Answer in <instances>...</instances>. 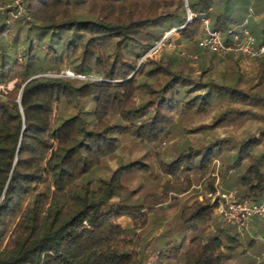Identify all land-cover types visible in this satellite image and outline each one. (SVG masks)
<instances>
[{"label":"trees","instance_id":"obj_1","mask_svg":"<svg viewBox=\"0 0 264 264\" xmlns=\"http://www.w3.org/2000/svg\"><path fill=\"white\" fill-rule=\"evenodd\" d=\"M236 1L0 11V264H264L255 238L212 221L208 200L164 209L214 175L264 200V59L243 69L239 54H149L170 30L191 41L206 19L233 28ZM248 28L264 41V16Z\"/></svg>","mask_w":264,"mask_h":264},{"label":"built area","instance_id":"obj_2","mask_svg":"<svg viewBox=\"0 0 264 264\" xmlns=\"http://www.w3.org/2000/svg\"><path fill=\"white\" fill-rule=\"evenodd\" d=\"M9 7L13 9L14 17L25 16L22 0H15L11 5L5 7L0 6V11ZM192 16L194 15L188 12V20ZM252 17L253 11L249 8L246 19L226 31L211 30L209 20H204V34L197 41L198 48L202 52L213 53L218 58L239 54L248 60L264 59V41L259 42L248 28ZM157 45L151 52H155ZM219 189L215 192L212 209L222 223L234 228L237 232L254 223L264 228V200L252 202L247 199H240L236 190L221 193Z\"/></svg>","mask_w":264,"mask_h":264},{"label":"rangeland","instance_id":"obj_3","mask_svg":"<svg viewBox=\"0 0 264 264\" xmlns=\"http://www.w3.org/2000/svg\"><path fill=\"white\" fill-rule=\"evenodd\" d=\"M13 1L15 0H0V6H8L11 5L13 3ZM185 3L187 0H184ZM255 1V0H254ZM261 3H264V0H258ZM12 2V3H10ZM237 4L239 5L240 3H242V5L240 4V16L241 18L244 20L246 19L247 15H248V9L251 8L253 11V18L250 19V21H257L258 19H260L262 16H264V6L262 5H257V3L255 5H253V1L252 0H238L236 1ZM258 12V14H257ZM255 13V15H254ZM10 16L14 19L18 18H23L22 17H14L13 13H10ZM249 21V22H250ZM197 40L198 39H194L191 41H184L179 39L178 34L176 33V30H170L168 32H166L161 40L162 44H164V46H162V44L158 43V47L155 49V52H149L152 53V57L154 58H158L160 56V54L162 52L165 53H171L179 58H184V57H189L190 59L195 60L196 58L199 59L201 56L205 55V52L199 51L196 49V44H197ZM220 60H226V58H220ZM250 60H245L244 64H243V69L247 68V66L249 65ZM66 75L68 76H72L71 73L66 72ZM14 86V82H11L7 85V89H12ZM3 87L0 86V90H2ZM199 120H197L198 122ZM206 121V120H205ZM184 136H181V134L179 135H175L174 137V141L177 143H181L183 142V140H185L183 138ZM194 138H192V141L194 142ZM215 176V180L214 183L212 185V189L207 188V183L205 184H200L197 185L196 187H194L193 191L189 192L188 194H186L185 196L181 197L179 199L178 205L176 206H172V207H167L165 206L164 209L167 213V215L170 217L172 215H174L178 209H180L181 207L184 206H188L190 205L192 200H197L199 202L203 201V200H208L209 202V207L212 208V202L214 200V196H215V192L216 190H218L222 193V192H227L230 190H236V188L234 187H228L229 183H230V179L227 182L226 186L222 185L221 182H218L217 180V176ZM206 186V187H205ZM237 191V190H236ZM211 219L212 221H214L217 224H224L222 223L218 216L216 215L215 211L212 209L211 211ZM159 220V219H158ZM119 223L124 226V227H129V222L125 219H121L119 221ZM226 225V224H225ZM228 226V225H227ZM252 226L247 227L246 229L238 232L241 238H244L245 235L249 236L250 238H255L257 240V242L261 245V255L258 259V261H262L264 260V232H261L260 226L256 227L255 230H251ZM255 227V226H254ZM254 229V228H252Z\"/></svg>","mask_w":264,"mask_h":264},{"label":"crops","instance_id":"obj_4","mask_svg":"<svg viewBox=\"0 0 264 264\" xmlns=\"http://www.w3.org/2000/svg\"><path fill=\"white\" fill-rule=\"evenodd\" d=\"M252 1H254V0H252ZM257 14H258V12H257ZM254 15H255V13H254ZM254 17V16H253ZM252 17V18H253ZM256 225H258L259 226V224H257V223H254L253 225H251L252 227H251V230H255V228L257 227ZM255 226V227H254ZM252 228H254V229H252ZM260 228H261V226H260Z\"/></svg>","mask_w":264,"mask_h":264}]
</instances>
